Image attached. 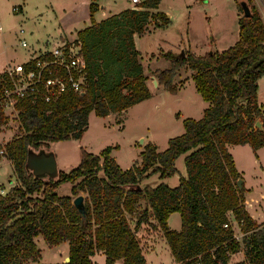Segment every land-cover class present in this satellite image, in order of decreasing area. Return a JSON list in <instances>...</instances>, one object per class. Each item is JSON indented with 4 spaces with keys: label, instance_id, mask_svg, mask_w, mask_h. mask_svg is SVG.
I'll use <instances>...</instances> for the list:
<instances>
[{
    "label": "trees",
    "instance_id": "obj_1",
    "mask_svg": "<svg viewBox=\"0 0 264 264\" xmlns=\"http://www.w3.org/2000/svg\"><path fill=\"white\" fill-rule=\"evenodd\" d=\"M160 1L144 0L135 9L95 22L97 0H90V25L75 39L85 69L84 92H68L54 102L16 103V135L0 146L19 183L0 196V264H39L34 243L39 235L48 246L67 242L68 261L58 264H90L98 251L104 264H146L136 232L150 218L173 264H228L241 245L244 259L233 264H264V222L257 224L244 208L243 184L237 187L241 175L227 151V145L248 144L253 151L264 147V108L255 98L258 77L264 75V24L255 8L250 7L249 17H238L237 41L220 53L196 56L189 47L182 54L159 52L169 66L152 71L157 84L176 94L172 79L187 66L195 92L208 104L200 119L181 121L183 132L168 138L163 151L145 143L140 163L121 169L109 156L117 146L95 155L80 147L77 166L57 171L56 179H37L25 170L28 149L79 140L89 114L104 118L149 99L133 37L143 35L149 23L163 28L169 22L157 9ZM3 121L0 108V126ZM181 155L185 176L175 186H140L152 174L160 180L177 174L174 162ZM63 182L71 184L72 196L85 194V219L73 207L71 195L55 194ZM173 212L179 214L180 230L167 226ZM228 214L240 226V241L231 227H222Z\"/></svg>",
    "mask_w": 264,
    "mask_h": 264
},
{
    "label": "rangeland",
    "instance_id": "obj_2",
    "mask_svg": "<svg viewBox=\"0 0 264 264\" xmlns=\"http://www.w3.org/2000/svg\"><path fill=\"white\" fill-rule=\"evenodd\" d=\"M66 1L60 5L54 4V0H0L2 31L7 32L4 30L5 22L15 24L9 29L8 38H4L3 43L0 40V72L4 65L19 64L34 55L32 53L34 41L41 47L45 45L49 49L51 46L53 47L55 44L47 38L53 35L60 17L73 7L83 13L86 10L85 2H88L87 0ZM101 1L108 7L112 5L110 8L115 11L123 4V0ZM238 1L161 0L157 9L168 16L169 22L163 28H154L151 23L147 24V31L135 40L136 49L141 56L139 62L142 64L150 89L153 88V84L149 82L152 71L156 68H166L169 64L160 58L159 52L170 50L179 54L189 47L196 56H202L209 51L220 53L234 45L238 38L237 19L242 14L237 5ZM245 1L249 8L257 10L264 24V0ZM18 6L21 7L23 14L11 10ZM19 29L23 32L19 33ZM20 39L25 41L26 47L19 46ZM178 72L174 76L175 83H173L179 88L183 83L181 80L192 71L184 66ZM187 81L181 89V99L187 100L182 103L186 104L185 107H182L172 94L166 93L160 88L159 92L155 94L154 98H150L146 105L132 106L127 110L126 115L117 113L102 118L89 114L86 131L79 140L49 143L48 147L42 149L53 154L57 171L67 172L77 166L80 161V147L95 155L106 147L117 146L112 149L110 156L121 169L138 165L140 163L139 152L145 143L151 140L156 145L157 151L160 152L167 147L168 137L171 138L183 132L181 120L174 118V116L178 117L175 112L180 111L183 118H201V110L205 103L195 92L193 81L190 78ZM255 98L256 102L264 108V75L258 77ZM3 115L4 123L0 126L1 147L16 135L18 124L16 113L6 110ZM141 139L142 143H140ZM227 151L231 154L236 170L241 175V184H243L245 192L247 191V194L245 193L249 203V207H246L249 210L247 212L253 216L252 220L260 224L264 222V147L253 151L248 144L227 145ZM183 157L184 155L179 156L174 162L177 174L164 179V181L158 178V174H152L151 177L143 180L140 186L151 187L160 182H164L168 186H175L178 178L185 176ZM18 185L11 162L3 156L0 157V196H4L10 188ZM70 187V183L63 182L59 184L55 194L59 197L71 195L69 194ZM83 196L85 197V194ZM71 197L72 200L75 198L72 195ZM150 220L152 219L150 218ZM132 222H130L131 227ZM175 222L179 223L178 215L170 219L169 226L173 227L172 225H176ZM142 225L144 228L140 227L141 230L139 234L137 232V238L142 245L143 252L148 254L153 243L161 242L160 235L156 233L151 223L145 222ZM232 227L237 241H240L241 232L238 227L234 225ZM147 236L151 237L149 242L144 241ZM34 243L37 249L41 250L42 263L60 262L61 259L55 257V252H46L47 246L41 235L34 239ZM244 251L245 246L241 245L236 253L229 255L227 263L243 261ZM147 261L150 264H171L173 260L169 248L166 247L150 252ZM27 264L32 263L28 262Z\"/></svg>",
    "mask_w": 264,
    "mask_h": 264
},
{
    "label": "built area",
    "instance_id": "obj_3",
    "mask_svg": "<svg viewBox=\"0 0 264 264\" xmlns=\"http://www.w3.org/2000/svg\"><path fill=\"white\" fill-rule=\"evenodd\" d=\"M143 1L127 0L132 9ZM11 10L20 12V7H13ZM22 32L23 30L19 29V33ZM18 44L26 47L23 39H20ZM79 51V44L75 40L68 41L49 50L33 51L34 55L19 64L4 66L0 72L1 110L17 113L16 103L22 99H28L31 102L39 99L44 102H54L59 96L68 92L82 94L86 85L85 69ZM0 157H2V150H0ZM243 205L244 208L249 207V203L245 200ZM232 225L238 227L241 232L240 226L232 215L228 214V220L222 227L224 229L231 227L233 230ZM233 237L236 239L234 233Z\"/></svg>",
    "mask_w": 264,
    "mask_h": 264
},
{
    "label": "crops",
    "instance_id": "obj_4",
    "mask_svg": "<svg viewBox=\"0 0 264 264\" xmlns=\"http://www.w3.org/2000/svg\"><path fill=\"white\" fill-rule=\"evenodd\" d=\"M88 2H85L86 3V10L85 11H83V13H81L80 11H79V9H76L75 10V7H73V9H69V12H67V13H65L63 16H61L60 17V19L57 21V25H56V28H55V30H54V32H53V35H50V36H48V38L47 39H50L55 45H58V44H62V43H64V42H68V41H74L75 39H76V33L78 32V31H80V30H82L83 28H85V27H87V26H89L90 25V21H89V10H88V4H89V2H90V0H87ZM64 2H67L66 0H54V4L55 3H57V4H64ZM112 5H110L109 7L104 3V2H102L101 0H97V11L94 13V15H93V18H94V21L95 22H99V21H101V20H103V19H105V18H107V17H109L110 15H112V14H117V13H119V12H121V11H123V10H126V9H128V8H130L129 7V3L127 2V0H123V4L121 5V7L120 8H118V10H111V7ZM20 7V6H19ZM64 11V10H63ZM20 12L23 14V12H22V9H21V7H20ZM65 12V11H64ZM99 16V17H98ZM23 17V16H22ZM24 18V17H23ZM22 18V19H23ZM25 19V18H24ZM22 22V21H21ZM13 25H15V24H11V22H5V28H4V30L5 31H7L6 33H4L3 31H2V27H1V30H0V40L2 41V43H3V41H4V38H8V33H10V30L9 29H11L12 27H13ZM140 36H142V35H140ZM140 36H137V35H134V37H133V40H134V46H135V40L138 38V37H140ZM45 41H47V40H45ZM34 44H33V48H34V52H38L39 50H43V49H47V50H49V48H47L46 47V45L44 46V47H41V46H38V44H36V41H34L33 42ZM47 43V42H46ZM51 46L50 47V49H52V48H54V47H56V46ZM136 47V46H135ZM141 57V56H140ZM168 63V62H167ZM5 66V65H4ZM4 66H3V68H4ZM168 66H169V64H168ZM2 68V69H3ZM143 68V67H142ZM1 69V70H2ZM156 69H158V68H156ZM163 69H166V68H163ZM179 71V70H178ZM177 71V73L175 74V76L179 73ZM143 74H144V76H146L145 75V73H144V70H143ZM187 74V73H186ZM190 75H191V73L188 75V76H185V78L184 79H182L181 81L183 82L180 86H179V88H178V90H177V92H176V94H174L173 96L175 97V99H178L177 101H179L180 103H181V106L182 107H185V105H183L182 103H184V102H187V100H185L184 101V99H181V89H182V86H183V84L185 83V82H188L187 80L190 78ZM153 77V76H152ZM151 77V78H152ZM189 77V78H188ZM173 79H174V77H173ZM173 79H172V81H173ZM190 80H191V78H190ZM151 84H152V82H151V80L149 81ZM174 82V81H173ZM175 83V82H174ZM146 84H147V87L149 88V90H150V92H151V96L149 97V99L150 98H154V96H155V94L156 93H158L159 92V90H160V88H162V86H160V85H158L157 84V87H155L154 85H153V88L152 89H150V86L148 85V82H146ZM193 85H194V83H193ZM195 90V89H194ZM199 96V95H198ZM199 98H200V96H199ZM149 99H147L146 101H143V102H141V103H138V104H136L137 106H144V105H146V103L147 102H149ZM202 100V99H201ZM203 101V100H202ZM204 103H205V106L204 105H202V106H204V108L205 107H207V102H205L204 101ZM136 105H133V106H136ZM132 107V106H131ZM204 108L201 110V114H200V117L202 116V111L204 110ZM128 110V109H127ZM127 110H125V111H123V112H120V114H123V115H126V112H127ZM112 114H117V113H112ZM111 114V115H112ZM175 114H178L177 116L178 117H175L174 116V118H176V119H180L181 121L183 120V119H186V118H183L182 117V114L180 113V111H177V112H175ZM89 116V115H88ZM108 116H110V115H108ZM108 116H106V117H108ZM194 119V118H193ZM200 119V118H199ZM182 124V123H181ZM123 127V126H122ZM121 127V128H122ZM168 138H170V137H168ZM168 141V140H167ZM151 142V140L148 142V143H150ZM152 144H154V142H151ZM155 145V144H154ZM48 146H49V144H48ZM155 147H156V145H155ZM156 150H157V147H156ZM109 156H110V154H109ZM233 159V158H232ZM234 161V160H233ZM234 166H235V164H234ZM236 168V167H235ZM162 181V180H161ZM163 181H164V179H163ZM243 188H244V186H243ZM246 194H247V191L245 192ZM78 195H82V197L84 198V196H83V194L80 192ZM246 196V195H245ZM245 202L246 203H248V198H247V196L245 197ZM246 208V207H245ZM247 211L249 212V210H248V208H247ZM250 214V213H249ZM176 215H178V217H179V214L178 213H176V212H173V213H170V215L168 216V218H167V221H166V223H167V226H168V228H172V229H175V230H180V219H179V223H176L175 222V224L176 225H172L173 227H171V226H169V222H170V219L172 218V217H176ZM251 215V214H250ZM251 217L253 218V216L251 215ZM232 222V221H231ZM149 223H151V225L153 226V229H155V231H156V233L157 234H159L160 235V241L161 242H158V244H155V243H153V246H152V248H149V250H150V252H153V250H155V249H159V250H161V248H163V249H165L166 247H168V246H166V244H165V242H164V239H163V237H162V234H161V232H160V230H159V228H157L156 226H155V222H154V220L152 219V220H150L149 221ZM233 223V222H232ZM140 227L143 229L144 228V225H140ZM140 227H138V234L140 233V230H141V228ZM158 231V232H157ZM137 232H136V236L138 235L137 234ZM138 237V236H137ZM150 236H147V239L146 240H144L145 242H149V240H150ZM36 245V244H35ZM46 246H47V248L45 249L46 250V252H55V257H58V258H60L61 260H60V262L59 263H61V262H63V260H64V258L65 257H67L68 256V245H67V242H61V244H59V245H57V246H48L47 244H46ZM142 245L140 244V242H139V247H141ZM146 246H148V245H146ZM150 247V246H149ZM36 249H37V246H36ZM37 250H39V249H37ZM141 250H142V255H143V258H144V260H145V262H146V264H150L148 261H147V257H148V254L150 253H148V254H145L143 251V248L141 247ZM39 252H40V258H39V264H54V263H51V262H47V263H42L41 262V260H42V254H41V250H39ZM170 252V251H169ZM104 260H105V256H104V254H103V252L102 251H98V252H95V254L93 255V256H91L90 257V264H104ZM57 261V260H56ZM117 264H120V261H118V262H116ZM55 264H58V262H55ZM171 264H173V261H172V263Z\"/></svg>",
    "mask_w": 264,
    "mask_h": 264
},
{
    "label": "water",
    "instance_id": "obj_5",
    "mask_svg": "<svg viewBox=\"0 0 264 264\" xmlns=\"http://www.w3.org/2000/svg\"><path fill=\"white\" fill-rule=\"evenodd\" d=\"M237 5L240 6L242 15L244 17H249L251 15L250 8L245 0H239L237 2ZM208 53L210 54L212 53V51H209ZM151 82L155 87L157 86V82L154 77L151 78ZM259 125L260 122L255 123V127H259ZM142 142L143 140L141 139L140 143ZM25 158V170L26 172L31 173L33 177L37 179H55L57 177L56 160L51 152H46L42 148H40V150L38 151L28 149ZM237 187L239 189L241 188V180L237 181ZM71 203L75 210L79 212L80 216L85 219L86 212L83 204L82 195L76 196ZM67 261L68 256L64 258L63 262Z\"/></svg>",
    "mask_w": 264,
    "mask_h": 264
}]
</instances>
